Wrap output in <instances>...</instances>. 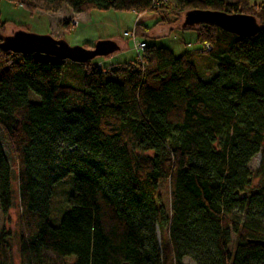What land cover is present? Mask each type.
<instances>
[{
	"label": "trees",
	"instance_id": "1",
	"mask_svg": "<svg viewBox=\"0 0 264 264\" xmlns=\"http://www.w3.org/2000/svg\"><path fill=\"white\" fill-rule=\"evenodd\" d=\"M7 1L29 12L65 5L76 14L151 11L158 19L135 23L145 46L122 64L0 48V132L18 196L17 262L3 227L0 264H67V256L73 264H264V0ZM205 11L250 14L259 29L240 36L208 22L177 26L199 45L180 55L149 42L157 25ZM5 24L0 17V43ZM195 52L217 62L208 81L197 74ZM65 62L80 64V88L60 83ZM68 175V209L53 226L52 187ZM11 207L0 141L3 218Z\"/></svg>",
	"mask_w": 264,
	"mask_h": 264
},
{
	"label": "rangeland",
	"instance_id": "2",
	"mask_svg": "<svg viewBox=\"0 0 264 264\" xmlns=\"http://www.w3.org/2000/svg\"><path fill=\"white\" fill-rule=\"evenodd\" d=\"M238 1L242 0H227ZM258 2L261 0H251V2ZM0 17L6 21L4 35L11 34L16 30H24L36 34H49L54 38L63 39L69 45H89L93 46L99 40L115 42L119 46V50L115 52L117 55L113 62L122 63L136 59V50L133 47L132 39L129 34H134L136 40H142L135 34L134 26L136 22L149 26L158 19V15L151 11H146L137 14L133 11H119L114 9L108 10H90L89 12L73 13L71 10L63 5L55 13H46L42 11L29 12L20 5L1 0L0 2ZM172 26L163 24L157 25L154 29L148 32L147 37L149 42L157 46L166 47L174 52L175 55H180L185 51L197 49L199 45L195 41V33L192 30L178 29L181 27V21ZM178 24V25H177ZM127 33V35H125ZM86 42V43H85ZM84 47V46H83ZM90 48V47H89ZM41 59H50L51 57L43 54H35ZM104 56L93 58V61L103 60ZM193 63L196 67L199 78L203 81H208L217 70V62L210 58L205 53L195 52L192 55ZM105 66L111 63H104ZM113 64V63H112ZM62 85H71L76 88L81 87V66L80 64H71L65 62L60 79ZM28 99L32 102H38L40 97L28 92ZM0 141L7 153L10 162V176H11V193H12V207L9 210L7 218H3L0 214V230L5 228L10 230L12 235V252L15 262H17V177L16 165L11 156L3 135L0 132ZM260 159V154L255 155L249 167L255 171ZM257 185V180L253 181V186ZM73 190L72 175H68L60 180L52 187L51 193V207L49 221L51 225L57 226L62 215L67 211L68 196ZM167 187L163 184L160 187L161 197L163 202L167 199ZM67 264L74 263L73 256L65 257ZM186 264H194L188 258H184Z\"/></svg>",
	"mask_w": 264,
	"mask_h": 264
},
{
	"label": "water",
	"instance_id": "3",
	"mask_svg": "<svg viewBox=\"0 0 264 264\" xmlns=\"http://www.w3.org/2000/svg\"><path fill=\"white\" fill-rule=\"evenodd\" d=\"M208 22L217 25L221 29L240 36L255 34L259 25L253 15L245 13L228 14L222 11H205L192 15L182 23L187 24ZM0 48L5 51L22 54H43L58 60H69L82 63L98 56H107L118 49L115 42L99 40L92 47L82 45H69L63 39H57L49 34H36L24 30H16L1 38Z\"/></svg>",
	"mask_w": 264,
	"mask_h": 264
},
{
	"label": "built area",
	"instance_id": "4",
	"mask_svg": "<svg viewBox=\"0 0 264 264\" xmlns=\"http://www.w3.org/2000/svg\"><path fill=\"white\" fill-rule=\"evenodd\" d=\"M127 35V33L125 34ZM130 38L132 39L133 42V47L136 50L137 55L141 52V50L144 48L145 43L143 40H136V37L134 36V34H129ZM206 49H209L208 46H206Z\"/></svg>",
	"mask_w": 264,
	"mask_h": 264
},
{
	"label": "crops",
	"instance_id": "5",
	"mask_svg": "<svg viewBox=\"0 0 264 264\" xmlns=\"http://www.w3.org/2000/svg\"><path fill=\"white\" fill-rule=\"evenodd\" d=\"M85 43H86V42H85ZM117 46H118V45H117ZM117 50H119V46H118V49H117ZM117 50H115L114 52L108 54L107 56H104L105 59H103V60H96V61H93V60H92V61L95 62V63H97V64H102L103 66L106 65V64H104V63H111V65H115V64H117V63L113 62V59H115V57L117 56V55H114L115 52H116ZM112 63H113V64H112ZM122 63H124V62H122ZM122 63H118V64H122Z\"/></svg>",
	"mask_w": 264,
	"mask_h": 264
}]
</instances>
